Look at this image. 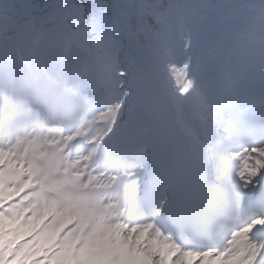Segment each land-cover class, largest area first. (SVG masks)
I'll return each instance as SVG.
<instances>
[{
  "label": "snow or ice",
  "instance_id": "1",
  "mask_svg": "<svg viewBox=\"0 0 264 264\" xmlns=\"http://www.w3.org/2000/svg\"><path fill=\"white\" fill-rule=\"evenodd\" d=\"M0 264H264V0H0Z\"/></svg>",
  "mask_w": 264,
  "mask_h": 264
}]
</instances>
